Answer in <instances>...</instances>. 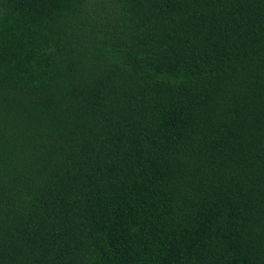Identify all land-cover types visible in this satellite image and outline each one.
Returning <instances> with one entry per match:
<instances>
[{"label":"trees","instance_id":"16d2710c","mask_svg":"<svg viewBox=\"0 0 264 264\" xmlns=\"http://www.w3.org/2000/svg\"><path fill=\"white\" fill-rule=\"evenodd\" d=\"M0 264H264V0H0Z\"/></svg>","mask_w":264,"mask_h":264}]
</instances>
